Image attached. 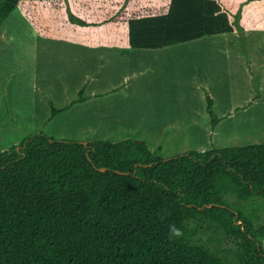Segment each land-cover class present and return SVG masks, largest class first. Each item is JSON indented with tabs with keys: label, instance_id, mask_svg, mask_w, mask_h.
I'll return each instance as SVG.
<instances>
[{
	"label": "trees",
	"instance_id": "1",
	"mask_svg": "<svg viewBox=\"0 0 264 264\" xmlns=\"http://www.w3.org/2000/svg\"><path fill=\"white\" fill-rule=\"evenodd\" d=\"M16 9L41 37L89 46L264 28V0H0V25ZM162 148L40 131L2 151L0 264H264V220L228 199H264V139L169 158Z\"/></svg>",
	"mask_w": 264,
	"mask_h": 264
},
{
	"label": "rangeland",
	"instance_id": "2",
	"mask_svg": "<svg viewBox=\"0 0 264 264\" xmlns=\"http://www.w3.org/2000/svg\"><path fill=\"white\" fill-rule=\"evenodd\" d=\"M245 32L159 50H117L43 38L16 9L0 25V153L14 139L40 131L86 142L144 140L152 150L161 145L164 158L259 143L264 139V30ZM140 70L148 80L137 96L131 93L137 84L112 92ZM86 85L89 99L48 121V95L62 108ZM98 93L103 96L93 95ZM206 96L216 104L213 117ZM147 108L151 111L142 113ZM204 116L220 121L214 128ZM228 199L256 209L264 220V199Z\"/></svg>",
	"mask_w": 264,
	"mask_h": 264
},
{
	"label": "crops",
	"instance_id": "3",
	"mask_svg": "<svg viewBox=\"0 0 264 264\" xmlns=\"http://www.w3.org/2000/svg\"><path fill=\"white\" fill-rule=\"evenodd\" d=\"M250 29H258V30H264V28H250V27H248L247 29H245L244 30V32L245 31H248V30H250ZM247 32H245V34H246ZM195 41H197V40H195ZM81 45H83V44H81ZM112 47V48H114V49H121V48H123L124 50H132V49H138V48H131L130 46H122V45H97V46H88V47ZM165 48V47H164ZM161 49H163V48H161ZM146 50H159V49H146ZM156 52H154V57L153 56H151V58L152 59H156ZM138 73H134L133 74V76H131V75H129L128 76V79L127 80H125V82H124V85H121L120 83H118V84H116V85H114V87H116V88H113V90H112V92H116V90H118L119 88H122V87H124V86H126L127 88H131L132 86H134L135 84H137L136 86H135V89H132L131 88V93L132 94H134V93H136V92H138V90H143V88H144V84L146 85V80H148V79H143L144 78V72L143 71H137ZM161 85L160 83H158V82H155V84L153 85V86H155V85ZM142 85V86H141ZM87 87V85L85 86V87H83L81 90H79V92L80 91H82V95H83V97H84V100L83 101H85L86 99H89L90 97H91V95L90 96H85V94H84V91H85V88ZM201 87V86H200ZM201 89V88H200ZM204 90V89H203ZM162 91V90H161ZM160 91V92H161ZM78 92V96H77V98H75L73 101H75V100H77V99H79V93ZM152 93H154L155 91H151ZM163 93H165V92H163ZM155 94H157V93H155ZM180 92L174 97V98H176L177 100H179V96H180ZM205 94V93H204ZM94 96H103V94L102 93H98V94H93ZM203 95V94H202ZM126 96V95H125ZM124 96V97H125ZM134 96H137V94H134ZM207 97L208 96H206L205 97V100H207ZM45 98H47V97H45ZM139 98V97H138ZM165 97L163 96V95H159L158 96V98H157V100L158 101H162V99H164ZM173 98V99H174ZM210 98V97H209ZM172 99V100H173ZM211 99V98H210ZM47 100H48V102H49V106H50V111H51V104H52V106H54V103L51 101V97L48 95V98H47ZM156 100V101H157ZM73 101H71V102H73ZM83 101H81V102H83ZM171 101V100H170ZM212 101V100H211ZM71 102H69V103H71ZM81 102H77V103H75V104H78V103H81ZM153 103H155V102H153ZM75 104H73V105H75ZM69 105V104H68ZM73 105H71L70 107H72ZM65 106H67V105H65ZM64 106V107H65ZM216 106V104H214V102L212 101V109L214 110V107ZM55 107V106H54ZM56 108V107H55ZM63 108V107H62ZM59 109V108H58ZM100 109V108H99ZM99 109H97V110H99ZM104 109H106V108H104ZM148 110H145L144 112H142V113H147L148 111H151L152 110V107H151V110L149 109V108H147ZM207 109V108H206ZM68 110V109H67ZM106 110H108V109H106ZM207 113H208V111H207ZM205 115V114H204ZM103 116L104 115H102L101 117H99V122L100 121H102L103 120ZM54 117H52L51 118V112H50V116H49V118H48V121H50L51 119H53ZM203 120H208L211 124H212V127L214 126V128L216 127V124L220 121V119H219V117H218V119L216 118L215 120H211V119H209V117L208 116H204V118H203ZM217 120H218V122H217ZM96 121V120H95ZM214 122V123H213ZM172 124H175L176 125V122H174V123H172ZM144 125V124H143ZM174 126V125H173ZM109 128V127H108ZM147 128V126L145 127V128H143V129H146ZM166 130H168V128L166 127L165 128ZM20 141H21V139H14L13 140V142H11V143H9V144H7V145H5V149H8V148H10L12 145H18L19 143H20ZM152 150V149H151ZM162 150H163V148H162ZM200 151H202V150H200ZM161 156H163L162 155V153H161Z\"/></svg>",
	"mask_w": 264,
	"mask_h": 264
},
{
	"label": "clouds",
	"instance_id": "4",
	"mask_svg": "<svg viewBox=\"0 0 264 264\" xmlns=\"http://www.w3.org/2000/svg\"><path fill=\"white\" fill-rule=\"evenodd\" d=\"M170 234L174 235L176 237H179L182 235V232L180 229L176 228L174 225L170 226Z\"/></svg>",
	"mask_w": 264,
	"mask_h": 264
},
{
	"label": "water",
	"instance_id": "5",
	"mask_svg": "<svg viewBox=\"0 0 264 264\" xmlns=\"http://www.w3.org/2000/svg\"><path fill=\"white\" fill-rule=\"evenodd\" d=\"M83 143L86 144V141H83ZM99 170H105V168H100ZM118 173H121L120 171H117Z\"/></svg>",
	"mask_w": 264,
	"mask_h": 264
}]
</instances>
